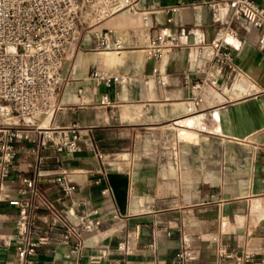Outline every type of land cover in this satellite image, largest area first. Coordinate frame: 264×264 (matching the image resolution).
Masks as SVG:
<instances>
[{
  "label": "crops",
  "instance_id": "1",
  "mask_svg": "<svg viewBox=\"0 0 264 264\" xmlns=\"http://www.w3.org/2000/svg\"><path fill=\"white\" fill-rule=\"evenodd\" d=\"M212 1L217 0H136L134 12H120L95 26L124 43L122 51L106 54L97 51L92 31L101 9L88 6L77 39L66 50L63 85L50 107L32 117L46 127L77 126L93 142L75 155L41 159L44 172L68 170L79 187L73 198L99 208L107 222L106 228L85 237L81 264H111L121 256V241L132 252L127 264H171L182 240L191 243L195 256L186 264H208L214 238L226 248L264 256V49H254L258 32L248 23L233 22L238 37L228 43L246 78L238 82L221 76L217 91H192L198 69L212 63V49L201 45V39L214 38ZM173 6L178 13L170 28L179 46L159 63L164 84L157 85L151 77L153 62L142 51L144 35L158 31L165 24V9ZM145 11L152 12L149 28L140 25ZM94 70L131 81L110 88L98 85L91 76ZM197 94L202 103L189 115L187 100ZM104 95L110 107L102 104ZM29 146L18 145L13 175L0 196V264L18 263L15 244L7 245L18 212L8 202L21 198L22 179L36 174ZM97 152L104 155L103 165ZM100 177L102 184H94ZM49 179H41L43 194L61 198ZM105 188L111 194H103ZM33 201L41 205L37 198ZM68 203L60 199L58 206ZM116 211L123 224L114 222ZM37 218L43 234L58 240L54 220L42 205ZM36 262L75 264L68 248L57 242L54 250L41 249Z\"/></svg>",
  "mask_w": 264,
  "mask_h": 264
},
{
  "label": "built area",
  "instance_id": "2",
  "mask_svg": "<svg viewBox=\"0 0 264 264\" xmlns=\"http://www.w3.org/2000/svg\"><path fill=\"white\" fill-rule=\"evenodd\" d=\"M135 3L136 0H0V196L3 184L13 175L19 144L30 145L26 152L35 159L30 167L36 172L35 176L22 179L21 198L8 202L18 212L15 234L7 243L15 244L17 264H37L39 251L44 248L54 250L56 242L68 248L69 257L75 264H81L85 237L108 226L99 208L89 207L86 201L73 198L79 187L69 179L68 170H41V159L46 154L75 155L83 145H91V139L77 126L46 127L35 124L32 117L39 109L50 107L63 85L66 50L77 39L87 7L96 5L101 9L94 18L92 31L97 38V51L106 54L122 51L124 43L121 39L112 40L110 31L95 30V26L120 12H134ZM208 8L215 33L209 42L201 39V45L212 49L213 58L209 67L198 69L200 78L191 84V90L198 94L205 88L217 91V79L221 76L238 82L246 78L242 69L234 64L228 43V39L238 37L233 22L248 23L258 32L254 49H264V0L261 4L254 0H217L210 2ZM177 13L176 6L166 8L165 24L158 31L144 35L142 51L145 58L153 62L151 77L157 85L164 84L159 63L179 46L170 28ZM151 14V11L140 14L142 27L149 28ZM223 14H227L226 20H223ZM91 76L98 85L109 88L131 81L127 76L99 70H94ZM148 83L149 79L145 78L143 84L147 86ZM198 94L187 100L186 113L189 115L194 114L195 108L202 103ZM102 104L112 105L107 95L103 96ZM96 156L103 165L104 155L97 152ZM48 177V183L56 188L61 198L50 199L43 194L41 179ZM102 182L100 177L94 184L101 185ZM102 193L111 194V190L105 188ZM34 198L40 200L42 208L52 216L59 231L58 240L43 234L44 228L37 218L41 205L36 204ZM64 198L69 200L68 205L59 207L60 199ZM113 220L123 224V216L117 211ZM2 236L0 232V240ZM213 242V260L208 264H264V256L226 248L216 238ZM117 249L121 256L113 259L111 264H127L126 257L132 252L127 250L126 242H119ZM90 260L98 261L96 258ZM194 261L191 243L182 240L171 264Z\"/></svg>",
  "mask_w": 264,
  "mask_h": 264
}]
</instances>
